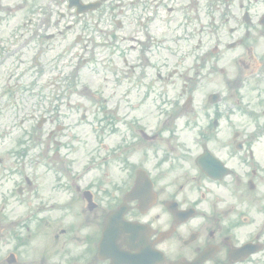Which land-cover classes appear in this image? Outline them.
I'll return each instance as SVG.
<instances>
[{
    "label": "flooded vegetation",
    "instance_id": "obj_1",
    "mask_svg": "<svg viewBox=\"0 0 264 264\" xmlns=\"http://www.w3.org/2000/svg\"><path fill=\"white\" fill-rule=\"evenodd\" d=\"M0 2L6 6L18 4L16 8H20L22 0ZM122 2L127 11L132 10L134 3L140 4L146 32L156 26V16L158 31L163 35L180 29L181 25L192 26L199 22L201 27L206 26L217 35L215 47L219 42L225 47H239L235 61L245 73L227 74L222 91L217 92L220 95L217 102L198 104L196 95L205 88L203 82L207 76H180L174 66L166 68L170 61L160 59L159 49L155 53L151 44L141 47L142 53L147 52L142 73L132 76L130 82L128 74L119 79L118 82L126 80L130 88L128 90L127 86L121 94L112 93L110 112L115 117L120 110H132L153 118L157 122L153 130L156 136L154 139L137 138L138 150H132L131 144L112 145L107 166L110 171L100 173L89 190L93 204H86L81 199L84 192L79 193L83 208L80 215L83 231L78 236L81 255L89 253L90 241L97 243L100 239L107 213L119 211L117 218L124 224L138 218L136 204L128 205L125 193L132 186L140 164L145 165L155 183L160 178L176 175V181H181V172L190 169L191 177L199 175L204 184H192L184 193L181 187L185 184L180 182L179 189L165 194V199L176 202L179 212L172 230L174 219L165 207L166 200L157 212L142 220L156 227L150 236L153 241L161 240L156 246L164 254L184 264H264V220L260 219L258 203L264 164L257 151L261 146L264 153V0H110L100 5L96 14L101 15L112 4L115 11ZM0 8L3 9V5ZM13 19L0 18V27L11 24ZM219 32L224 38L218 36ZM9 50L11 47H0V55L6 53L3 60L11 56ZM58 96L64 97L63 93ZM126 97L136 101L129 106ZM123 100L127 105L123 106ZM43 113L49 115L47 110ZM259 113H262L261 120L256 122ZM100 121L106 123V118ZM180 128L194 132L204 128V135L195 140V146H199L201 153L206 149L209 154L203 160L207 175L196 167L195 152L182 149L178 137ZM110 129L115 130L113 125ZM162 130L168 132L167 139L162 140L164 146L159 135ZM28 137L27 141H31V136ZM178 151L184 157H188L186 153L192 154L188 157L190 160L183 159ZM225 168L227 173L223 174ZM17 186L16 205L29 204L36 195L35 179L18 176ZM155 191L158 195L164 189L159 187ZM182 210H189L191 215L183 223L180 222ZM22 223L19 218L15 220V235L6 241L2 240L3 233L8 231L0 218V264H52L51 256H43L35 247L24 248L22 243L14 248L13 257L1 253L3 248L16 244ZM97 228L100 233L95 232ZM116 244L120 255L136 253L127 243V234H122Z\"/></svg>",
    "mask_w": 264,
    "mask_h": 264
},
{
    "label": "rangeland",
    "instance_id": "obj_2",
    "mask_svg": "<svg viewBox=\"0 0 264 264\" xmlns=\"http://www.w3.org/2000/svg\"><path fill=\"white\" fill-rule=\"evenodd\" d=\"M21 15L24 14V11H21ZM71 21H75L72 19ZM79 30L73 29L67 34H65V43H67V47H49V49H44L43 55L40 57V60L43 61L42 70L44 71V65L50 59L52 74L63 73L65 77L64 88H61L62 82L60 80L58 87L61 91L67 90L71 92H80V93H88V92H108L106 86H108L110 81V63L109 61H115L111 52L113 50L112 47H98L96 44H92L89 47H79V43L75 41V37ZM93 34V33H92ZM200 35H196L195 40L198 39ZM61 38V37H60ZM45 44H48V40H45ZM79 44V45H78ZM192 45V43H191ZM32 48V47H31ZM39 47H37L38 49ZM122 49V47H119ZM29 47H21V51L25 52ZM184 51V50H182ZM31 54L34 52L32 49ZM124 53V52H122ZM28 55V53H26ZM183 56V54H181ZM64 58V59H63ZM22 59H25L22 57ZM63 59L64 63L61 65L59 60ZM188 61V60H187ZM27 60H24L20 64V94H24L25 92H30L29 87L33 81V78L29 76V72H22V69L25 67ZM32 66H34L32 64ZM39 82L36 84V89L39 91L42 90V86H46V80H50L49 77H39ZM45 81V82H44ZM44 82V83H43ZM5 86V79H0V94L2 92L1 85ZM55 90L54 86L50 87L47 91ZM5 93L8 91V98L6 95H2L0 98V135H3L0 139V153L1 150L10 144H8L9 140H14L15 135L12 133V110L11 107H7V104H10L12 101L13 95V87H10L8 90H3ZM89 98V97H88ZM88 98H80L78 95H71L69 99L66 101L72 103H81L85 108L89 107V112L87 113V120L81 122L79 117L83 110L75 108L72 109V105L67 108H70L74 112V115L68 114L65 116L66 118L62 121L65 124H68L69 129L64 135L67 133H73L75 136L73 140L78 138V141L81 143H74V149L63 148L60 149V152H65L68 156V160L72 161L70 164L71 170L75 173L84 172V167L89 165L91 160L89 159V152L87 150L91 149L93 146V132H92V111H93V103L94 100H89ZM45 106V105H44ZM31 107L27 109L30 112ZM19 120L25 122V124H32L34 121H31L29 115L26 111L21 110L20 113H17L15 116L14 123L16 125L20 124ZM30 121V122H27ZM21 125V124H20ZM53 149V148H50ZM49 156H53V150H50ZM89 173L93 172V166L90 164ZM10 184L6 183L4 187H9Z\"/></svg>",
    "mask_w": 264,
    "mask_h": 264
}]
</instances>
